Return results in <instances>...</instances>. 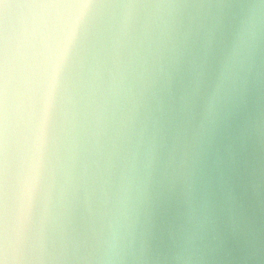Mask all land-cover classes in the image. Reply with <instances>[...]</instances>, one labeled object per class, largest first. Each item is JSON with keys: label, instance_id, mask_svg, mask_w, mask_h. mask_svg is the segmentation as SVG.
<instances>
[{"label": "water", "instance_id": "1", "mask_svg": "<svg viewBox=\"0 0 264 264\" xmlns=\"http://www.w3.org/2000/svg\"><path fill=\"white\" fill-rule=\"evenodd\" d=\"M0 264H264V0H0Z\"/></svg>", "mask_w": 264, "mask_h": 264}]
</instances>
